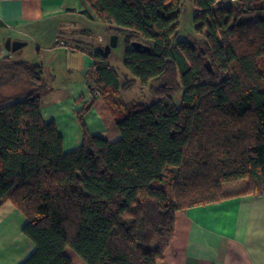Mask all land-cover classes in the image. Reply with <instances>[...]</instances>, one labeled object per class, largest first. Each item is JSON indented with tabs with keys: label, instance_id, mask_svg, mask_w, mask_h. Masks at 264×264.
Listing matches in <instances>:
<instances>
[{
	"label": "trees",
	"instance_id": "1",
	"mask_svg": "<svg viewBox=\"0 0 264 264\" xmlns=\"http://www.w3.org/2000/svg\"><path fill=\"white\" fill-rule=\"evenodd\" d=\"M88 1L124 37L125 74L105 46L91 52L83 142L65 152L42 116L53 89L43 66L0 59V208L10 201L27 218L36 249L20 264H75L69 247L88 264H167L179 210L236 195L224 184L244 179L237 194H264V0H194V42L178 38L184 0ZM152 80L151 103L123 99ZM97 93L116 141L87 128Z\"/></svg>",
	"mask_w": 264,
	"mask_h": 264
},
{
	"label": "crops",
	"instance_id": "2",
	"mask_svg": "<svg viewBox=\"0 0 264 264\" xmlns=\"http://www.w3.org/2000/svg\"><path fill=\"white\" fill-rule=\"evenodd\" d=\"M106 27L88 0H0V59L10 56L43 66L53 89L44 98L42 116L56 123L65 152L83 142L79 113L93 97L91 52L107 44L101 34ZM9 37L27 42L20 59L19 49L6 47ZM95 98L84 115L88 130L110 141L120 139L105 99ZM242 181L224 184L226 193L236 195L177 212L174 239L164 254L167 264H264V194H237L247 186ZM26 222L12 202L0 208V264H20L36 249L23 231ZM66 251L75 264H88L74 250Z\"/></svg>",
	"mask_w": 264,
	"mask_h": 264
},
{
	"label": "rangeland",
	"instance_id": "3",
	"mask_svg": "<svg viewBox=\"0 0 264 264\" xmlns=\"http://www.w3.org/2000/svg\"><path fill=\"white\" fill-rule=\"evenodd\" d=\"M197 11L195 8L194 0H184L182 4V10H181V16H180V22H179V36L180 39H187L192 42H194L197 38H199V41L202 40L196 30V23H195V16L197 15ZM202 21L198 22L197 24H200ZM92 29H94V26H91ZM101 30H94V34L97 36L98 33H100ZM102 35H105L107 43L110 41L111 38V30L106 27L102 32ZM124 37L121 35L119 36V42L118 45L114 48H112V52L110 54V58L112 59V63H114L121 73H124L126 69L123 65V55H124ZM21 49H19L17 52L18 59H20L21 54H19ZM27 50H30V47H27ZM31 51V50H30ZM30 55V54H29ZM32 57V56H31ZM30 58V56H29ZM131 76V75H130ZM123 77V76H122ZM90 79H93L90 77ZM161 83V80H152L148 85L143 86L140 82L136 83L131 89L125 91L122 93V97L125 101H131V100H139L143 101L145 103H151L154 100L153 97V87L158 86ZM20 87H10L9 91L10 93H14L15 89L18 90ZM183 90H181L176 96L175 100L177 104H180L181 102V95ZM247 183V180H243L240 185H244ZM68 249L73 250L71 247Z\"/></svg>",
	"mask_w": 264,
	"mask_h": 264
},
{
	"label": "water",
	"instance_id": "4",
	"mask_svg": "<svg viewBox=\"0 0 264 264\" xmlns=\"http://www.w3.org/2000/svg\"><path fill=\"white\" fill-rule=\"evenodd\" d=\"M119 42V35L112 34L110 41L105 45V54L108 55L112 51V48L116 47ZM27 42L21 40H12L10 37L6 40V47L10 51H16L24 46ZM133 45L137 48H141L144 50H150V46L146 45L141 41H134Z\"/></svg>",
	"mask_w": 264,
	"mask_h": 264
},
{
	"label": "built area",
	"instance_id": "5",
	"mask_svg": "<svg viewBox=\"0 0 264 264\" xmlns=\"http://www.w3.org/2000/svg\"><path fill=\"white\" fill-rule=\"evenodd\" d=\"M58 42H60V43H64V41H61V40H58ZM89 84H90V86H93L94 84H95V80L94 79H90L89 80ZM98 94V93H97Z\"/></svg>",
	"mask_w": 264,
	"mask_h": 264
}]
</instances>
